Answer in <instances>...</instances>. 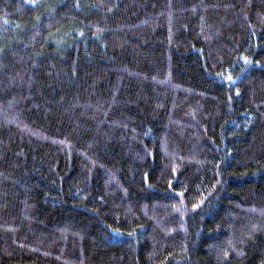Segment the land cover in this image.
Masks as SVG:
<instances>
[{"label": "trees", "instance_id": "obj_1", "mask_svg": "<svg viewBox=\"0 0 264 264\" xmlns=\"http://www.w3.org/2000/svg\"><path fill=\"white\" fill-rule=\"evenodd\" d=\"M0 264H264V0H0Z\"/></svg>", "mask_w": 264, "mask_h": 264}]
</instances>
